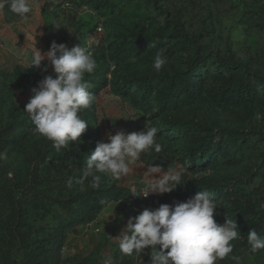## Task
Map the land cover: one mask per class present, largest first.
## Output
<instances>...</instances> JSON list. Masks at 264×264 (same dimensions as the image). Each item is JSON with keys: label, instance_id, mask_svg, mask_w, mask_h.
<instances>
[{"label": "rangeland", "instance_id": "374dc122", "mask_svg": "<svg viewBox=\"0 0 264 264\" xmlns=\"http://www.w3.org/2000/svg\"><path fill=\"white\" fill-rule=\"evenodd\" d=\"M31 2L23 22L7 7L0 10V153L6 155L0 159V264H144L147 250L125 255L116 238L129 217L152 209L151 199L110 175L98 173V187L90 177L76 180L96 143L109 142V132H140L145 125L158 129L162 150H149L138 163L179 173L180 181L187 179L184 192L195 181L226 184L213 199L221 221L235 219L241 238L216 264H264V249L252 254L247 243L252 229L264 237V87L256 85L251 100L234 104L218 94L245 78L257 84V76L264 77V0ZM35 34L41 54L55 41L69 49L80 44L96 60L85 75L95 101L79 113L89 126L59 151L34 132L24 112L31 89L55 76L51 66L43 71L46 59L31 68ZM158 50L166 60L160 71L152 67ZM197 59L203 78L197 94L170 99L171 77ZM225 61L248 72L229 77ZM146 77L152 78L149 95L136 83ZM181 122L188 124L178 130ZM196 142L195 167L207 156L199 171L189 169L187 155Z\"/></svg>", "mask_w": 264, "mask_h": 264}, {"label": "clouds", "instance_id": "9594fccd", "mask_svg": "<svg viewBox=\"0 0 264 264\" xmlns=\"http://www.w3.org/2000/svg\"><path fill=\"white\" fill-rule=\"evenodd\" d=\"M5 7L21 22L28 20L33 11L31 0H0V10ZM35 36L31 68H40L46 59L48 64L44 65L43 71L47 72L51 66L55 76H45L31 89L32 95L24 112L34 125V132L50 141L59 151L69 147L70 142H78L89 126L79 113L95 101L85 75L94 72L96 60L92 51L80 44L69 49L55 41L46 53L41 54L36 47ZM165 64L163 50H158L152 67L160 71ZM157 132L156 127L146 125L145 131L140 132L126 134L120 130L115 135L109 132V142L96 143L94 151L87 157L82 177L76 183L83 184L90 177L92 186L98 187L101 179L98 173L114 179L127 175L132 171L131 165L139 161L142 154L151 149L156 152L162 150L156 142ZM5 158L6 155L0 153V159ZM146 168L144 174L151 182L145 189V198L149 194L170 193L177 184H181L179 173L172 169L160 176L164 168L153 164ZM157 174L159 178H153ZM8 175L11 178L12 174ZM72 184L70 179L68 187ZM216 209L217 203L204 190L186 202L161 204L155 210L145 208L139 215L128 218L126 227L116 238L119 250L125 255L142 256L147 249L150 264H216L233 252L231 242L241 238L235 219L225 218L223 225L216 222ZM247 243L252 254L264 249V237L253 229L248 234ZM104 264H112L111 259H105Z\"/></svg>", "mask_w": 264, "mask_h": 264}, {"label": "trees", "instance_id": "16d2710c", "mask_svg": "<svg viewBox=\"0 0 264 264\" xmlns=\"http://www.w3.org/2000/svg\"><path fill=\"white\" fill-rule=\"evenodd\" d=\"M221 66L224 68L226 74L228 76H233L234 72H248V69L243 64H238L234 61H225L221 63ZM202 68V62L201 60H195L191 63L188 71L184 73H180L179 75L172 76L171 77V87H170V95L169 98L173 99L177 96L181 95L182 93H186L188 95H196L199 90L198 83L200 81H203L202 77H197L198 71ZM206 74H203L204 77ZM224 74L219 75V78L224 83H227L228 79L224 78ZM196 77V78H194ZM152 78L146 77V78H140L137 79L136 83L139 84V88H142L148 95L152 93ZM257 84H253L249 78H245L242 80V82L233 89H219L218 94L221 95V99L225 100L228 104H234L239 101H248L253 98V95L256 90V85H259L261 87H264V77H258L256 80ZM184 124L187 125L188 123L181 122L180 127L178 130L181 129V127H184ZM229 133H233L234 135H240V132L237 130H229ZM200 150V144L196 142L190 149V152L187 153L188 156L191 157V166H189V169L199 171L200 165L204 163L207 160V156H201L198 158V162L200 164H197L195 167V159L193 158L198 151ZM193 156V157H192ZM187 179L181 180V183H185ZM226 184L224 182H218V181H195L193 183H190L187 185V190L183 193H176L173 192L171 195L166 194L165 196L155 199L151 203V208L153 210L157 209L161 204H169L174 205L177 202H186L187 199L194 197L197 193L201 192L202 190L207 191L210 193L211 197L214 198V194L218 193L221 188H223ZM175 190V189H174ZM138 190L135 192L137 193ZM215 200V199H214ZM214 219L216 222L220 225H223L224 223L221 221V217L219 215V211L216 209V215L214 216ZM147 250V249H146ZM159 250V246H158ZM144 264H150V254L149 250H147V255L144 261Z\"/></svg>", "mask_w": 264, "mask_h": 264}, {"label": "crops", "instance_id": "0c3cea01", "mask_svg": "<svg viewBox=\"0 0 264 264\" xmlns=\"http://www.w3.org/2000/svg\"><path fill=\"white\" fill-rule=\"evenodd\" d=\"M146 167L148 166L143 163L135 162L134 164L131 165L132 171H130L127 175L117 180L118 182H120V184H123L129 188L136 186L137 188H142V192H145L148 183L151 182L150 178L144 174V172L147 170ZM163 174L164 171H162L159 175L163 176ZM159 175L157 174L153 178L158 179ZM173 192L175 191H171L170 193H164V194H150L151 201L161 198L166 194L171 195Z\"/></svg>", "mask_w": 264, "mask_h": 264}, {"label": "water", "instance_id": "95a60500", "mask_svg": "<svg viewBox=\"0 0 264 264\" xmlns=\"http://www.w3.org/2000/svg\"><path fill=\"white\" fill-rule=\"evenodd\" d=\"M175 192L176 193H183L184 192V184L181 183V184H177L176 187H175Z\"/></svg>", "mask_w": 264, "mask_h": 264}, {"label": "built area", "instance_id": "2783aa9c", "mask_svg": "<svg viewBox=\"0 0 264 264\" xmlns=\"http://www.w3.org/2000/svg\"><path fill=\"white\" fill-rule=\"evenodd\" d=\"M133 189H134V191H133ZM132 191L135 193L137 191V187L133 186ZM173 191H175V190H173ZM143 195H144V192H143ZM143 198H145V197H143ZM145 199H151V195L149 194ZM112 264H114V263L112 262Z\"/></svg>", "mask_w": 264, "mask_h": 264}]
</instances>
